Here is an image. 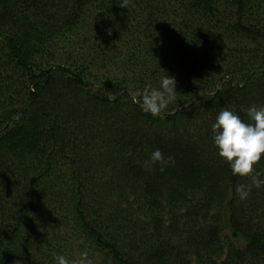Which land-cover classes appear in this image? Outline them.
Listing matches in <instances>:
<instances>
[{
    "label": "trees",
    "instance_id": "trees-1",
    "mask_svg": "<svg viewBox=\"0 0 264 264\" xmlns=\"http://www.w3.org/2000/svg\"><path fill=\"white\" fill-rule=\"evenodd\" d=\"M165 72L154 117L129 91ZM252 104L264 0H0V264H264V186L241 200L251 177L190 123ZM155 149L172 161L145 167Z\"/></svg>",
    "mask_w": 264,
    "mask_h": 264
},
{
    "label": "clouds",
    "instance_id": "clouds-1",
    "mask_svg": "<svg viewBox=\"0 0 264 264\" xmlns=\"http://www.w3.org/2000/svg\"><path fill=\"white\" fill-rule=\"evenodd\" d=\"M176 93L175 78L165 72L158 86L146 83L142 89H135L130 95L132 103L138 104L143 112L163 118L168 106L177 101ZM242 110L247 120L242 119L235 109H221L211 128L217 155L229 164L232 174L251 177V184L241 183L235 187L239 198L244 200L250 195L253 186H264V178L254 167L264 156V105L252 104ZM170 161L172 157L166 158L159 149H155L149 160L144 161V166L151 167L152 164H166ZM53 264H93V261L85 249L74 258L54 254Z\"/></svg>",
    "mask_w": 264,
    "mask_h": 264
},
{
    "label": "rangeland",
    "instance_id": "rangeland-1",
    "mask_svg": "<svg viewBox=\"0 0 264 264\" xmlns=\"http://www.w3.org/2000/svg\"><path fill=\"white\" fill-rule=\"evenodd\" d=\"M83 34L85 36L86 35V32H84ZM107 71L110 72L113 75L120 74V73H123L124 72L123 67H122V64H121V62L119 60L114 61V63L111 65V67ZM124 73L125 74H128V72L126 73V70H125ZM129 74H131V72H129ZM132 91H129V93H131ZM203 121H206V123L209 122L212 125L214 123V121H215L214 114L213 113H211V114L201 113L198 117L192 119L190 121V123L193 124V125H196L195 126L196 128H200L201 129L202 127H204L203 124H202ZM200 132H201L200 133L201 135H204L205 134V131L200 130ZM102 143H103L102 140H99V141H96V142L93 140V142L91 144L94 145V147H95L96 145H101ZM90 172H91L90 175H93L94 177L101 175V173H99V171H96V168H94V170L91 169ZM87 179L89 180V178H87ZM63 240L64 241H67L68 239L65 240V238H64ZM76 243H77V241L74 240L73 241V244H76Z\"/></svg>",
    "mask_w": 264,
    "mask_h": 264
}]
</instances>
